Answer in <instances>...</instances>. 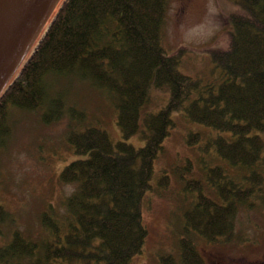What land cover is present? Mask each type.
I'll list each match as a JSON object with an SVG mask.
<instances>
[{
	"label": "trees",
	"instance_id": "obj_1",
	"mask_svg": "<svg viewBox=\"0 0 264 264\" xmlns=\"http://www.w3.org/2000/svg\"><path fill=\"white\" fill-rule=\"evenodd\" d=\"M231 1L230 29L206 51L217 82L182 72L181 53H168L162 45L170 0L65 1L0 100V149L11 133V108L41 110L46 125L83 118L52 93L48 76L76 77L106 93L122 141L114 142L97 125L70 129L66 142L75 158L59 177L75 186L63 203L66 216L44 214L49 236L40 242L20 232L0 242V264H132L148 237L143 203L154 189L155 163L176 128L174 115L218 132L206 137L190 131L187 143L199 148L197 157L186 160L187 175L175 167L192 197L183 214L179 264H204L194 237L212 244L232 241L236 212L252 207L264 182V0ZM161 90L168 93L166 104L144 114L151 93ZM135 136L143 146L125 142ZM214 158L223 164H213ZM193 162L204 181L190 171ZM5 212L0 205L2 221ZM160 263L176 264L171 257Z\"/></svg>",
	"mask_w": 264,
	"mask_h": 264
},
{
	"label": "rangeland",
	"instance_id": "obj_2",
	"mask_svg": "<svg viewBox=\"0 0 264 264\" xmlns=\"http://www.w3.org/2000/svg\"><path fill=\"white\" fill-rule=\"evenodd\" d=\"M232 8L231 0H170L162 45L168 53H181L182 72L200 76L206 82L219 80V73L212 72L214 64L206 51L218 45L230 29ZM47 80L51 83L52 93L61 95L65 104L82 113L83 118L78 123L63 118L46 125L41 121V110H9L11 133L0 149V205L5 213L8 212L4 221L0 215V233L3 235L0 242L11 238L14 232L40 242L49 236L42 225L43 215L55 219L66 216L63 203L75 186L62 183L59 177L63 168L75 158L66 142L71 128L97 125L104 128L114 142L122 141L117 111L106 93L91 82L76 77L48 76ZM167 98L166 91H153L144 114L157 112L166 104ZM174 119L176 128L155 163L154 189L143 203L142 217L148 237L132 264H161L160 261L167 257L179 264L183 214L192 197L184 192L183 181L175 170L183 168L184 174H189L186 160L197 157L199 148H190L187 143L190 131H201L206 137L208 133H218L211 128L191 125L181 115H174ZM125 142L136 147L144 144L140 136ZM213 164L223 163L214 158ZM189 167L195 178L204 181V174L196 163ZM164 175H169L164 179L168 183L158 186ZM261 190V196L253 200L252 207L244 206L236 212L231 242L212 244L194 237L204 264H256L264 259V182Z\"/></svg>",
	"mask_w": 264,
	"mask_h": 264
},
{
	"label": "water",
	"instance_id": "obj_3",
	"mask_svg": "<svg viewBox=\"0 0 264 264\" xmlns=\"http://www.w3.org/2000/svg\"><path fill=\"white\" fill-rule=\"evenodd\" d=\"M66 0H0V100L20 76Z\"/></svg>",
	"mask_w": 264,
	"mask_h": 264
},
{
	"label": "flooded vegetation",
	"instance_id": "obj_4",
	"mask_svg": "<svg viewBox=\"0 0 264 264\" xmlns=\"http://www.w3.org/2000/svg\"><path fill=\"white\" fill-rule=\"evenodd\" d=\"M256 264H264V259L263 260H261V261H259L258 263H256Z\"/></svg>",
	"mask_w": 264,
	"mask_h": 264
},
{
	"label": "bare ground",
	"instance_id": "obj_5",
	"mask_svg": "<svg viewBox=\"0 0 264 264\" xmlns=\"http://www.w3.org/2000/svg\"><path fill=\"white\" fill-rule=\"evenodd\" d=\"M19 78V77H18Z\"/></svg>",
	"mask_w": 264,
	"mask_h": 264
}]
</instances>
